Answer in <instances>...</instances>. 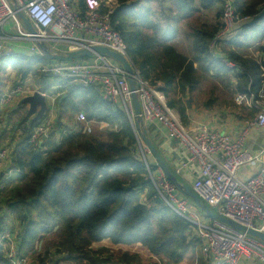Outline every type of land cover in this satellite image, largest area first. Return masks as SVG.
Wrapping results in <instances>:
<instances>
[{
    "label": "trees",
    "instance_id": "1",
    "mask_svg": "<svg viewBox=\"0 0 264 264\" xmlns=\"http://www.w3.org/2000/svg\"><path fill=\"white\" fill-rule=\"evenodd\" d=\"M118 4L111 14L113 29L127 43L129 56L142 76L147 79L155 72L167 93L192 91L201 78L195 61L173 44L178 23L194 42L196 61L204 72H230L212 55L221 24L202 22L203 12L213 10L220 0H118ZM236 5L239 15L250 22L228 44L242 50L264 39V0H237ZM228 58L243 68L238 76L244 84L249 82L244 70L261 74L258 63L238 55ZM62 86L60 98L64 102L79 100L78 107L89 121L118 125L121 130L91 138L83 129L64 134L59 128L60 141L54 133L41 147L30 145L29 139L19 145L12 162L23 187L4 199L20 229V254L28 258L41 237L44 241L53 236L55 246L40 254L39 264H134L138 260L125 255L115 263L104 251L91 248L105 239L116 245L141 243L155 256L182 262L198 244L189 236L194 227L173 213L154 188L139 140L124 112L91 86L68 81ZM260 87L257 79L252 88L258 91ZM1 227L2 223L0 234ZM0 264H11L1 246Z\"/></svg>",
    "mask_w": 264,
    "mask_h": 264
},
{
    "label": "built area",
    "instance_id": "2",
    "mask_svg": "<svg viewBox=\"0 0 264 264\" xmlns=\"http://www.w3.org/2000/svg\"><path fill=\"white\" fill-rule=\"evenodd\" d=\"M237 0H220L222 7L221 28L212 43V50L221 43H231L247 24L249 18H242L237 11ZM118 0L113 8L106 9L101 0H85L84 9L76 8L70 0H0V31L14 20L18 29L16 35L0 37V71L6 57L4 40L25 38L49 42L63 41L69 45L68 53L105 47L122 55L134 70L135 94L142 110V124L157 121L166 127L172 137L185 149L188 161L180 169L198 165V177L192 183V190L210 209L247 230L264 233V168L252 178L243 181L238 172L245 166H256L262 154H256L245 147L244 140H233L225 134L209 129L204 124L184 125L177 113L168 105L163 85H153L146 80L129 56L128 45L123 37L113 29L111 14L118 8ZM25 17L36 33L24 30L19 18ZM81 33L83 37L77 35ZM264 45V41H263ZM224 66L233 73L243 72V68L230 58L222 59ZM262 67L260 89L251 88L246 93H238L235 102L256 111L257 117L250 125L264 129V56L258 62ZM41 74L48 79H60L75 85L93 87L104 100L112 102L124 112L129 120L143 153L150 180L162 201L175 213L195 227L198 238L203 243V254L210 264H240L243 259L264 263V242L237 231L227 224L212 221L207 224L195 213L188 200L182 198L177 187L168 179L162 167L152 171L141 146L140 126L137 121L134 92L128 74L121 64L107 56L96 54L92 63H69L43 65ZM245 72V71H244ZM78 121L85 124L84 132L93 134V127L85 113H79ZM95 122V121H93ZM100 132H120L118 125L100 122ZM53 126L47 121L37 125L29 144L41 147L51 135ZM8 155L0 154V165L7 162ZM13 172V171H11ZM16 172V171H15ZM7 176L9 181L12 175ZM6 182H0V194ZM0 246L11 264H26L28 259L20 254L19 239L12 230L0 234Z\"/></svg>",
    "mask_w": 264,
    "mask_h": 264
},
{
    "label": "crops",
    "instance_id": "3",
    "mask_svg": "<svg viewBox=\"0 0 264 264\" xmlns=\"http://www.w3.org/2000/svg\"><path fill=\"white\" fill-rule=\"evenodd\" d=\"M70 1L76 8L80 10L84 9L85 0ZM217 8H220L221 13L222 9L220 5L211 11L203 12L202 22L204 24L208 26H215L217 24L218 20L216 17L212 19L207 15L212 14ZM19 21L22 25H25L21 17ZM249 22L250 18L247 23ZM174 27L177 30L176 35L173 37V44L176 46L179 43L191 45L188 50L184 46L181 49L178 48V50L195 61V69L201 75L199 83L195 86L194 90L190 91L187 88L185 93L178 91L177 96H173V98L170 93L167 94L165 84L159 80L155 72L151 73L150 77L146 80L150 81L153 85L161 84L164 86L163 89L166 96L171 95L169 96L168 105L170 106L169 102L174 104L173 107H170L177 113L184 125L204 124L209 129L228 135L235 141L243 139L245 147L248 150L256 154H262L261 162L258 165L245 166L239 170V178L247 181L261 168H264V129L259 130L250 126L257 117V112L249 110L246 106H239L235 102V97L238 93L248 92L250 88L255 91L252 88V84H255L260 75L257 76L256 72L244 70V73L248 74L249 77V82L244 84L239 79V73L230 71L226 75L220 74V76L214 72H204L202 64L196 61L197 55L194 49V42L187 38V32L182 25L178 23ZM17 33L18 29L15 26V21L11 20L6 24L4 30L0 31V37L2 38L4 35L11 37V35H16ZM77 35L83 37L81 33H77ZM263 41L264 39L254 42L249 48L242 50L236 49L232 44L221 43L212 50V55L219 61L232 55H238L245 61L250 60L258 63L264 56ZM4 42L6 57L4 58V67L0 71V154L3 152L7 153L8 160L0 165V182H6L5 189L0 195V223H2L1 228L3 231L12 230L18 236L20 229L4 199L23 187L21 175L13 169L12 160L15 150L29 139L37 125L47 121L52 123L53 129L51 135L57 133V141H60L62 137L61 132L58 131L59 128H62V133L70 134L76 130H84L86 127L85 124L79 123L77 119L79 113L86 114L83 109H79V100L64 102V97L60 98L64 81L45 78L41 74L40 69L46 64L92 63L96 58V54L92 57H84L68 62L56 59V57H66L69 54V45L63 41L49 42L45 40L10 38L8 41L4 40ZM48 55H51V57ZM36 93H40L50 102L44 115L41 112V106L33 108L30 104L25 103L27 98L34 96ZM93 121L95 120L90 121L88 125L94 129L98 127L99 123ZM139 133L141 136V146L148 163L155 168L158 166L162 167L142 137H145L156 149L168 173L164 168L162 169L168 179L177 187L179 195L188 200L192 210L205 223L210 224L213 220L207 217L180 188L187 186L192 188L193 181L198 177V165L191 164L189 168L181 169L180 172L178 171L188 161V154L172 137L170 131L161 123L157 121L143 123L140 126ZM139 149L142 154L141 156H143L140 147ZM11 171L15 173L7 181L8 174L10 173L11 175L13 173ZM211 210L214 214L218 215L217 210ZM50 238L52 237H45L43 241L44 250H47L46 243ZM91 248L94 251H104L105 254H109L115 263L120 262L123 256L129 255L131 257H138V260L134 264H175L164 256H153L148 248L144 246L140 247L139 244L116 245L112 240L105 239L93 244ZM35 257L36 255H33V253L29 255L27 259L30 264H36L35 261H41L38 258L39 256L37 260ZM202 257L205 264H210L203 254V243ZM186 258L187 255H185L182 261L189 259ZM240 264L264 263L243 259Z\"/></svg>",
    "mask_w": 264,
    "mask_h": 264
},
{
    "label": "water",
    "instance_id": "4",
    "mask_svg": "<svg viewBox=\"0 0 264 264\" xmlns=\"http://www.w3.org/2000/svg\"><path fill=\"white\" fill-rule=\"evenodd\" d=\"M21 18H22L23 22L25 23L27 29L30 32L36 33L35 29H33L32 25H31V23L23 16H21ZM45 48H47V47H45ZM95 54L110 57L111 59H113L116 62H118L119 64H121L123 66V68L125 69V71L127 72L131 89L134 92L133 95H134V102H135V107H136L138 125L141 126L142 125V119H141L142 110H141V105L139 103L138 97L135 94L136 83H135V80L133 77L134 76V70L122 55L117 54V53L109 50L108 48L97 46V47H93L91 50H83V51L76 52V53H69L66 57H61V58L56 57V59H59L61 61L71 62V61L79 60V59L84 58V57H92ZM48 56L51 57V55H48ZM25 103L30 104L33 108H35L37 106H41V109H42L41 112L44 115V113L48 109L50 102H48L47 99L43 95H41L40 93H36L34 96L27 98ZM142 138L145 140L150 151L156 157L157 161L160 163L162 168H164L166 170V167H165L163 161L161 160L160 156L158 155L156 149L147 141V139L145 137H142ZM166 172H167V170H166ZM180 188H181V190H183L185 195L188 198H190L193 201V203L197 207H199L204 212V214L207 217H209L210 219H212L213 221H219L221 223L227 224L228 226L232 227L233 229H235L237 231L245 232V233L249 234L250 236L255 237V238L264 242V233L259 232V231H255V230H247V229L241 227L240 225L221 217L220 215L214 214L213 211L210 209V207L201 201V199L192 190L191 187L187 186V187H180ZM42 239H43V237H41L39 239V241L36 243V247H35L34 252H33L34 255H36L38 252L42 251V246H43ZM139 246L143 247V244L139 243Z\"/></svg>",
    "mask_w": 264,
    "mask_h": 264
},
{
    "label": "rangeland",
    "instance_id": "5",
    "mask_svg": "<svg viewBox=\"0 0 264 264\" xmlns=\"http://www.w3.org/2000/svg\"><path fill=\"white\" fill-rule=\"evenodd\" d=\"M102 2H103V5H104V7H105V9H104V11H106V9H110V8H113V2H115V0H101ZM108 7H110V8H108ZM222 8V7H221ZM221 12H222V10H221ZM208 16H210L212 19H214L215 17H216V19L218 20V22H217V25H220L221 24V15H220V8H217L216 10H214V12L212 13V14H207ZM23 26V28H24V30H28L27 29V27H26V25H22ZM16 33V32H15ZM184 46V48L185 49H190V46L191 45H189V44H183V43H179V45H177V47L179 48V49H181L182 47ZM172 92V91H171ZM171 92H169L168 91V93H170L171 95H172V97L173 96H177V94H174V93H171ZM167 93V94H168ZM171 95H167V97H168V100L170 99L169 98V96H171ZM174 98V97H173ZM88 118V117H87ZM95 122H97V123H100L99 121H96L95 120ZM105 123V122H104ZM99 127V128H98ZM98 127H96V128H94V130H93V134H91V135H88L89 137H91V138H101V136H102V138H104L103 136H110L111 134H117V133H115V132H107V133H102V132H100V126L98 125ZM137 136V135H136ZM137 139H138V137H137ZM154 186V185H153ZM155 188V187H154ZM156 189V188H155ZM157 191V190H156ZM9 197H11V196H8L7 198H9ZM172 211V210H171ZM173 213H175L174 211H172ZM176 215H178L177 213H175ZM179 216V215H178ZM179 217H181V216H179ZM182 218V217H181ZM183 220H185L184 218H182ZM186 221V220H185ZM187 222V221H186ZM189 223V222H188ZM191 235V237H192V239L193 240H195L198 244L196 245V247H192L189 251H188V253L186 254L187 255V258L186 259H188V260H186V261H182L181 263L182 264H205V262H204V259H203V257H202V243H201V240L198 238V233H197V230L195 229V227H194V230L192 231V233L191 234H189V236ZM52 238H53V236H52ZM52 238H50V240H47L48 242L46 243V249L48 250V249H50V248H53V245L55 246V242H54V244H53V239ZM47 250H44V242H43V246H42V251L41 252H38L37 253V255H36V257H35V259L37 260L38 258H40V257H38V256H40V254H43V253H46V251ZM106 256H108V257H110V255L109 254H106ZM154 256V255H153ZM38 257V258H37ZM156 257V256H155ZM166 258V257H165ZM41 259V258H40ZM49 259V258H48ZM163 260H165L164 258H162ZM167 259V258H166ZM168 260V259H167ZM39 262L40 261H38V262H36L35 261V263L36 264H39ZM63 263H65V264H76V263H73V262H66V261H64V262H62V264ZM181 263H179V264H181Z\"/></svg>",
    "mask_w": 264,
    "mask_h": 264
}]
</instances>
